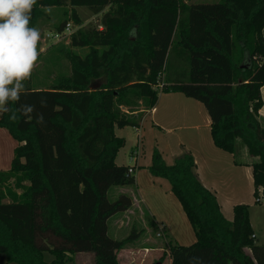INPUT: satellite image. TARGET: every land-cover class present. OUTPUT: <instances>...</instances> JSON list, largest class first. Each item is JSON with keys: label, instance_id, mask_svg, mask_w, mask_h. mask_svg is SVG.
Masks as SVG:
<instances>
[{"label": "trees", "instance_id": "1", "mask_svg": "<svg viewBox=\"0 0 264 264\" xmlns=\"http://www.w3.org/2000/svg\"><path fill=\"white\" fill-rule=\"evenodd\" d=\"M46 7L65 10L56 33H63L68 21L80 26L71 34V47L88 53L69 52L71 73L51 87H35L33 77L25 82L30 94L19 103L34 104L44 113V124L36 122L35 113L15 122L10 113L0 116V128L18 143L11 168L0 171L4 264H69L78 253L93 254L94 264H121L119 252L140 233L133 229L121 240L108 235V220L133 206L127 194L109 200L110 189L136 184L134 170L116 164L126 145L116 130L139 127L146 111L124 113L121 107L140 101L151 110L161 92L201 102L211 117L215 146L233 154L237 165L249 164L239 151L246 149L254 159L255 201L264 204L259 117L264 0L189 5L182 0H37L31 26L45 16ZM78 9L99 21L83 27ZM173 50L188 60V77L162 81L159 90ZM42 96L46 108L40 106ZM148 170L169 182L196 236L191 246L166 244L171 264H264V245L256 244L249 206L236 205L228 221L216 195L201 182L191 152L182 148L168 165L155 148ZM150 226L157 228L153 221Z\"/></svg>", "mask_w": 264, "mask_h": 264}, {"label": "crops", "instance_id": "2", "mask_svg": "<svg viewBox=\"0 0 264 264\" xmlns=\"http://www.w3.org/2000/svg\"><path fill=\"white\" fill-rule=\"evenodd\" d=\"M182 1L189 5L195 0ZM261 96L263 107L259 111V117L264 121V87L261 89ZM132 128L136 132V145L130 154L133 164L119 166H128L134 170L136 184L115 187L118 189V195L127 194L133 199V206L122 213L124 216L130 217L140 211L143 215H148L160 230L159 233L169 231L174 237L176 236L174 221L177 218H180L187 228V222L183 220V209L170 191L169 182L152 177L148 170L155 148L161 152L168 165L173 163L184 148L194 156L201 182L216 195L221 212L228 221H233L236 205L249 206L256 244L264 245V235L262 230L259 231L261 233L255 231L252 215L253 209L259 205L254 196L251 166L254 159L249 158L246 149L240 147L242 159L249 164L237 165L233 154L215 146L211 135V117L201 102L180 92H161L154 108L144 112L140 126ZM127 142L126 139V144ZM17 146V141L9 132L0 128V171H8L11 168ZM118 220L116 219V226ZM193 234L195 236V233ZM138 246L131 244L122 250L125 257L119 259L121 264L132 263L131 260L135 257L130 256L137 252Z\"/></svg>", "mask_w": 264, "mask_h": 264}, {"label": "rangeland", "instance_id": "3", "mask_svg": "<svg viewBox=\"0 0 264 264\" xmlns=\"http://www.w3.org/2000/svg\"><path fill=\"white\" fill-rule=\"evenodd\" d=\"M220 1L221 0H195L193 3H218ZM64 11V9L60 8L51 9V12H46L45 16L34 26L41 31V40L39 42V63L32 74L34 86L37 88L51 87L56 82L58 77L63 75L68 76L71 73L72 65L68 56L69 52L78 54L82 57L88 53V49L71 47V35L65 34L61 39H53L47 36L48 34L54 36L58 25L66 16ZM78 13L83 20V27H89L90 25L99 21L97 16H92L90 11L86 9H78ZM68 23H70L73 32L77 31L78 27H80L75 26L73 21H68L67 24ZM188 73V60L181 58L178 50H173L170 56L168 68L163 74L160 80V85L157 87V89L160 90L162 87V81L169 82L170 80L177 78L186 80ZM103 82L104 79L94 81L92 89H97ZM143 109L147 111L145 106H141L140 101H133V105L131 107L125 105L121 107V110L124 113ZM262 124L264 125V121H262ZM116 134L117 136L125 137L128 140L125 147L119 151L116 158V163L118 165H132L133 161L130 158V154L133 147L136 145L135 129L132 127L117 129ZM117 191L118 189L115 187L110 189L108 193L109 200L115 201L117 199L119 196ZM175 199L178 201L176 197ZM179 205L181 209H183L180 202ZM259 205L252 211L253 222L256 228L255 231L259 232L262 230V234L264 235V204ZM116 219H119V222H117L118 226L115 225ZM184 219L187 222V228L180 218H177L174 221V230L176 232L175 237L171 236L169 231L164 232L162 230L161 236H158L160 230L157 228L154 229L150 226L151 219L148 217V215H143L140 211L136 213V215L132 214L130 217L124 216L122 213H118L114 218L111 217L108 220V235L113 239L121 240L128 237L132 233L133 229L140 233L139 238H137L135 242L132 243L139 245L136 249L137 252L130 256L135 257V259H132V263L128 264H171L170 252L169 248L166 247V244L191 246L196 242V237L194 236V232L192 230L193 228L186 218L185 213H183V220ZM160 229L162 228L160 227ZM146 249L149 251H145ZM124 254L125 253L120 251L118 254V259L125 257L123 256ZM44 255L45 260L48 262L53 259L52 255L48 252ZM71 257L73 258V261L69 264H94V256L91 253H78L71 255ZM5 262V257L1 256L0 264H4Z\"/></svg>", "mask_w": 264, "mask_h": 264}, {"label": "clouds", "instance_id": "4", "mask_svg": "<svg viewBox=\"0 0 264 264\" xmlns=\"http://www.w3.org/2000/svg\"><path fill=\"white\" fill-rule=\"evenodd\" d=\"M36 4L37 0H0V116L10 113L11 122L35 113L36 122L45 123L44 113H37L34 104L19 103L22 96L30 94L25 82L39 63L41 31L31 26ZM45 11L50 13L51 8ZM10 102L18 107H9ZM47 105V98L42 96L41 108Z\"/></svg>", "mask_w": 264, "mask_h": 264}, {"label": "built area", "instance_id": "5", "mask_svg": "<svg viewBox=\"0 0 264 264\" xmlns=\"http://www.w3.org/2000/svg\"><path fill=\"white\" fill-rule=\"evenodd\" d=\"M72 27L70 24H68L66 26L65 31H63V33H55L54 36L51 35H47L49 38H53V39H61L65 34L71 35L72 34ZM158 236H161V233L158 234Z\"/></svg>", "mask_w": 264, "mask_h": 264}, {"label": "water", "instance_id": "6", "mask_svg": "<svg viewBox=\"0 0 264 264\" xmlns=\"http://www.w3.org/2000/svg\"><path fill=\"white\" fill-rule=\"evenodd\" d=\"M244 67H246V65H244ZM158 264H161V263H158Z\"/></svg>", "mask_w": 264, "mask_h": 264}]
</instances>
